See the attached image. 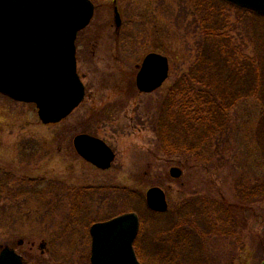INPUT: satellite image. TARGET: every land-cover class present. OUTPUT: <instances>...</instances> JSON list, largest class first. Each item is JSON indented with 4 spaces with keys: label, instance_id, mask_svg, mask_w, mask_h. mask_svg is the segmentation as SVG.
<instances>
[{
    "label": "rangeland",
    "instance_id": "1",
    "mask_svg": "<svg viewBox=\"0 0 264 264\" xmlns=\"http://www.w3.org/2000/svg\"><path fill=\"white\" fill-rule=\"evenodd\" d=\"M92 1L94 16L76 41L78 71L86 86L82 103L60 122L46 124L35 103L0 93V251L9 245L30 264H91L86 208L92 220L135 210L142 221L135 248L145 264H260L264 200L250 206L237 187L240 181L243 188L258 186L264 179V153L255 135L260 101L246 98L225 112L230 128L213 142L208 161L161 151L152 123L169 89L197 58L202 34L195 5L192 0ZM115 6L121 26L116 24ZM243 9L220 5L217 12L228 27L227 39L245 59L264 50V17ZM151 51L169 57L170 73L161 87L142 92L136 77ZM83 132L113 147L111 168H97L77 153L74 137ZM174 165L182 168L180 177L171 175ZM12 176L25 179L23 187ZM152 186L166 191L170 216L149 209L146 192ZM69 187L87 188L74 215ZM209 199L218 209L211 214L198 208L178 211L179 206L186 209L196 200ZM223 201L235 204L224 211ZM179 212L185 218L176 232ZM226 217L231 223L219 231ZM184 227L200 235L201 247L198 241V249L192 241L176 245Z\"/></svg>",
    "mask_w": 264,
    "mask_h": 264
},
{
    "label": "water",
    "instance_id": "2",
    "mask_svg": "<svg viewBox=\"0 0 264 264\" xmlns=\"http://www.w3.org/2000/svg\"><path fill=\"white\" fill-rule=\"evenodd\" d=\"M228 1L264 14V0ZM94 12L92 0H0V92L35 103L43 123L66 118L85 97V84L78 73L76 40ZM115 20L120 26L117 6ZM169 71V57L151 51L140 64L137 87L142 92H152L163 85ZM73 142L77 152L98 168H110L116 157L104 139L90 133L77 134ZM170 173L180 177L183 170L175 165ZM146 202L158 212L169 207L160 186L147 190ZM140 226V215L135 210L93 223L91 264H143L135 249ZM0 264L29 263L15 248L6 245L0 251Z\"/></svg>",
    "mask_w": 264,
    "mask_h": 264
},
{
    "label": "trees",
    "instance_id": "3",
    "mask_svg": "<svg viewBox=\"0 0 264 264\" xmlns=\"http://www.w3.org/2000/svg\"><path fill=\"white\" fill-rule=\"evenodd\" d=\"M205 1L212 5H204ZM192 3L196 8L198 28L202 34L198 40V55L188 70L169 89L161 106L160 115L156 120H153L152 127L157 136L158 149L170 155L188 154L208 161L212 156L210 149L213 142L226 133V128H230V122L226 123V118L229 120V117L225 115V112L230 111L238 101L255 97L262 105V116L255 135L261 152L264 153V50L255 53L252 58L245 57L243 59V56H240L237 51L235 42L233 44L230 39H227L228 27L217 9L220 5L239 8L237 5L227 0H192ZM243 10L264 17V15L249 9ZM261 46L264 47L263 44ZM216 142V148L219 150V141ZM12 177L19 182L18 187L21 185L20 182L25 180L20 179L21 177ZM29 181L32 183L33 179L30 178ZM54 183L57 184V182ZM237 187L239 188V197L242 201L250 202V206L253 205L252 202L264 200V179L258 186L251 188L244 186L243 188V182L240 181ZM86 189L85 187H78V189L69 187L67 199L69 203L71 202V215L75 214V210L83 201ZM251 192L255 193L252 195ZM196 201L193 206L185 205L186 209L179 206L178 211H192L198 208L200 211L211 214L212 209H216L215 201L211 199ZM238 202L243 204L239 200ZM234 204L223 201L221 210H228ZM163 215L170 216L171 214ZM197 217L199 220L201 219L199 216ZM92 218L88 215L85 223L86 229L89 228V224L95 221ZM181 218L183 219L181 220ZM184 218L185 215L181 216L180 212L179 216L175 217L174 230L176 232H178L176 229H180V222L184 223ZM207 222H211L208 217ZM203 223L206 221L203 220ZM216 223L218 222L216 221ZM230 223L228 217L221 219L219 224L222 227L219 231L224 228V224ZM211 231H209L210 234ZM86 232L88 234V229ZM222 232L225 231L222 230ZM177 234L175 241L179 247H182L185 241H192L191 245L195 249H198L196 245L200 246L202 238L195 231L184 227L182 233ZM194 241H198V243L195 245Z\"/></svg>",
    "mask_w": 264,
    "mask_h": 264
},
{
    "label": "flooded vegetation",
    "instance_id": "4",
    "mask_svg": "<svg viewBox=\"0 0 264 264\" xmlns=\"http://www.w3.org/2000/svg\"><path fill=\"white\" fill-rule=\"evenodd\" d=\"M139 67H140V64H139ZM84 133H90V132H84ZM90 134H92V135H94L93 133H90ZM96 136V135H95ZM99 137V136H98ZM103 139V138H102ZM105 140V139H104ZM106 141V140H105ZM107 142V141H106ZM108 143V142H107ZM109 144V143H108ZM110 145V144H109ZM111 146V145H110ZM112 147V146H111ZM113 148V147H112ZM114 150V149H113ZM115 151V150H114ZM83 158V157H82ZM83 159H85V158H83ZM115 159H116V157H115ZM115 159H114V161H115ZM86 160V159H85ZM87 161V160H86ZM114 161H113V163H114ZM113 163H112V165H113ZM92 164V163H91ZM112 165H111V167H112ZM110 167V168H111ZM168 203H169V201H168ZM169 206H170V204H169ZM87 209V211H88V209L89 208H86ZM87 211H85V213H86V215L88 216L89 215V213L87 212ZM167 213V212H166ZM119 214V213H118ZM115 215H117V214H114V215H112V216H110L109 218H111V217H113V216H115ZM91 216V215H90ZM109 218H106V219H96L95 221H93L91 224H93V223H95V222H98V221H104V220H107V219H109ZM144 263V262H143ZM145 264V263H144Z\"/></svg>",
    "mask_w": 264,
    "mask_h": 264
}]
</instances>
